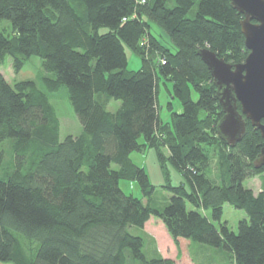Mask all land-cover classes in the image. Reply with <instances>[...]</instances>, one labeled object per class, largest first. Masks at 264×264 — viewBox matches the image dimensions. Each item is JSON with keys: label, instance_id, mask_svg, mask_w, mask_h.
Listing matches in <instances>:
<instances>
[{"label": "trees", "instance_id": "1", "mask_svg": "<svg viewBox=\"0 0 264 264\" xmlns=\"http://www.w3.org/2000/svg\"><path fill=\"white\" fill-rule=\"evenodd\" d=\"M241 18L230 0H0V20L12 31L0 28V67L10 57L18 73L37 56L50 74L41 88L28 79L11 84L0 72V261L178 264L185 241L192 264L210 254L196 245L228 251L233 264H264V177L257 193L243 185L264 173V165L253 166L264 139L246 118L234 146L218 136L223 112L198 55L207 48L228 63L242 62L248 50ZM152 25L173 50L159 47ZM143 38L158 62L129 70L125 49L139 53ZM160 78L182 108L171 114V129L158 116ZM60 89L82 129L63 139L49 100ZM100 97L120 105L108 110ZM201 112L211 116L208 128ZM210 142L221 148L216 182L207 173ZM147 147L183 177L163 184L170 192L163 209L151 205L154 185L129 157ZM120 179L137 181L142 197L125 194ZM225 204L246 214L237 231L221 221ZM159 222L176 246L175 259L147 256L144 239L128 230ZM191 249L202 252L196 257Z\"/></svg>", "mask_w": 264, "mask_h": 264}, {"label": "rangeland", "instance_id": "2", "mask_svg": "<svg viewBox=\"0 0 264 264\" xmlns=\"http://www.w3.org/2000/svg\"><path fill=\"white\" fill-rule=\"evenodd\" d=\"M1 27L5 28L6 32L8 33L12 32L10 24L6 20H0V28ZM150 29L159 47L169 50L174 49V46L172 45L168 36L161 29H159L155 25H152ZM145 39L146 38H143L139 42L140 46L143 47L140 48L139 53H136L134 51L132 52L129 48L125 49L128 60L127 67L129 70L138 69L142 63L148 65L152 69L155 68V65L157 64L159 59L158 51L155 52L153 49H151L152 47L150 48L149 44H147L146 42L144 43ZM0 72L11 84L19 80L28 79L34 80L41 88H43L42 77L50 75L44 70L42 62L37 56H33L28 61H26L25 65L18 73L13 72L11 59L10 57H6L5 62L0 67ZM170 91L171 83L168 80L165 81L160 78L158 82L157 109L160 122H166L163 129H167L166 127H172L171 114L173 112L180 113L182 111L179 101L173 98ZM49 100L53 105L56 111V115L60 121V139H63L68 134H80L82 129L75 113L72 110L70 102L67 99L65 89H60L56 93L49 94ZM100 100L105 104L106 108L111 111L115 110L120 105V101L118 100H108L102 97H100ZM200 116H202V118L204 119L203 122L205 125L206 122H208V126H206L208 128L211 124V121H209L211 120V116L205 115V113L203 112L200 113ZM168 133L171 134L170 132ZM140 141H142V139H140ZM204 148L211 154V161L207 173L212 178V180L216 182L218 180V166L217 157H215V154L219 152L221 148L217 144L211 142L208 145H204ZM167 153V149L164 146L161 153L162 157H166ZM129 157L135 164L144 168L145 172L148 175L150 183L154 185V191L151 197V205H154L159 209H163L164 206L168 203L170 197V192L162 187L163 184H165L166 182H170L172 185H177L183 181L182 175L174 166L171 165L169 161H166L164 166L163 164H160L157 158L158 155H156V151L152 147H147L143 151H132L129 154ZM263 177L264 173L255 175L251 178H246L243 181V185L250 188L254 193H257L261 188V180ZM119 187L125 194H131L139 198L142 197L140 186L135 180L120 179ZM187 206L188 208H190V205ZM205 214L210 217L209 211H206ZM244 217H246L244 211L236 209L230 204H225L223 207L221 221H225L233 231H237V223ZM153 220H155V218L151 217V221ZM159 223L161 224V222ZM160 224H147L143 228L130 226L128 230L130 231V233L140 235L144 239L143 251L147 256H152L153 253H158L161 256L165 255V258H170L168 257V255H170L172 258L176 246L174 245L173 240L168 232L162 226L163 224ZM163 232H165L166 234H164ZM22 240L26 247L31 245L25 239ZM185 246L186 242L183 241L181 243V251L183 255H181V259L177 261L178 264H192L186 253ZM205 246L207 248L198 245L195 246L198 249L203 248L210 252L209 255L204 254V257L199 260V264H233L232 256L228 251L217 250L216 248H212L207 245ZM191 250H193L192 253H194L195 256L196 254L202 252H197L195 249ZM175 253L176 254L174 256L176 258L177 249L175 250ZM0 264L12 263L0 261Z\"/></svg>", "mask_w": 264, "mask_h": 264}, {"label": "water", "instance_id": "3", "mask_svg": "<svg viewBox=\"0 0 264 264\" xmlns=\"http://www.w3.org/2000/svg\"><path fill=\"white\" fill-rule=\"evenodd\" d=\"M230 4L242 15L239 25L248 50L245 59L231 64L207 48L198 50V55L213 78L223 112L217 134L234 146L245 134V118L264 139V0H230ZM263 165L264 146L253 160L254 168Z\"/></svg>", "mask_w": 264, "mask_h": 264}, {"label": "crops", "instance_id": "4", "mask_svg": "<svg viewBox=\"0 0 264 264\" xmlns=\"http://www.w3.org/2000/svg\"><path fill=\"white\" fill-rule=\"evenodd\" d=\"M164 234H166L165 232H163ZM186 249V248H185ZM175 250H176V248H175ZM175 250H174V254H173V256H172V258H175ZM186 253H187V250H186ZM182 255H183V253H182ZM188 255V254H187ZM163 257H166L165 255H163ZM168 257H170L171 258V256L170 255H168ZM200 260V259H199Z\"/></svg>", "mask_w": 264, "mask_h": 264}]
</instances>
